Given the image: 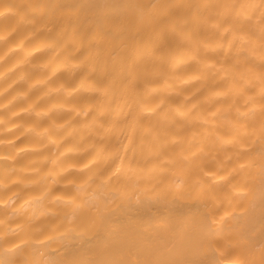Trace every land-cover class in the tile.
<instances>
[{"label": "bare ground", "instance_id": "6f19581e", "mask_svg": "<svg viewBox=\"0 0 264 264\" xmlns=\"http://www.w3.org/2000/svg\"><path fill=\"white\" fill-rule=\"evenodd\" d=\"M258 5L259 0H253L243 9L254 17L248 20L232 0H0V12L5 13L0 33L10 31L24 13L41 27L28 47L66 42L58 56L35 53L30 60L36 67L20 63L19 52L0 64V71L7 72L0 80V104L8 105L0 109V117L28 107L45 90L38 84L27 99L9 104L27 90L28 82L45 81L53 87L82 82L87 91L71 100L103 111L98 119L96 111L88 113L93 125L131 124L137 143L153 148L166 144V150L178 151L181 144L172 141L188 129H177L181 121L165 102H176L168 96L173 78L213 64L209 71L221 96L209 110L226 112L208 126L214 135L194 143L215 158L183 197L153 189L134 176L105 181L80 174L76 186L53 189L71 203L51 205L47 189L52 166L46 158L53 156L56 145L14 128L3 138H20L14 145L0 146V155L16 157L0 160V180L8 185L0 188V202H6L0 205V264H201L202 242L225 232L231 236L233 257L264 264V22L256 19ZM209 44L215 45L214 51H205ZM90 50L104 61L97 70L51 75L65 52L82 58ZM247 97L252 99L244 103ZM53 99L63 103L65 96L59 93ZM71 115L57 112L55 118L62 122ZM12 122L36 123L39 129L49 123L23 113ZM66 132L52 135L59 140ZM79 135L61 147L73 145ZM121 139L126 141V135ZM20 148L25 151L16 155ZM91 154H69L65 162Z\"/></svg>", "mask_w": 264, "mask_h": 264}, {"label": "clouds", "instance_id": "9594fccd", "mask_svg": "<svg viewBox=\"0 0 264 264\" xmlns=\"http://www.w3.org/2000/svg\"><path fill=\"white\" fill-rule=\"evenodd\" d=\"M252 2L253 0H232L233 5L241 9L240 14L245 15L248 20H253L254 17L250 12L245 14L243 9ZM258 7L260 12L256 19L264 22V0H259ZM4 15L5 13L0 12V19ZM23 29L28 30L24 31ZM39 31H41V27L35 19L24 13L19 14L16 25L10 31L0 33V64H3L14 53L19 52L23 57L20 63H28L31 67H36V65H31L30 60L35 53L48 51L55 57L64 52L66 47L64 41L37 42L35 46L28 47V43L35 39ZM223 35L222 32L221 39ZM81 46L84 45L78 44L76 51H79ZM214 50V44L205 46L207 52ZM101 63L104 61L95 51L90 50L82 58H77L75 52H65L63 63L54 68L51 75L55 76L60 70L74 73L81 68H86L91 72L97 70V66ZM18 66L19 64L14 67ZM209 68L214 69L215 65H206L200 71L173 78L168 96L176 102L171 103L167 99L165 102L170 103L171 110L176 113L181 121L176 125L177 129H188L184 136L172 141V143L181 144L178 151L166 150V144H160L153 148L145 145L143 141L137 143L134 136V126L131 124L126 128H117L114 123L107 126L103 123L93 125L92 121L87 119L88 113L96 111L98 119L104 114L103 111H98L95 105L80 106L73 104L71 98L76 93L82 90L87 91V89L82 82L73 85L69 81L59 82L54 87L45 81L28 82L27 90L14 96L8 102L9 104L16 100L27 99L29 93L38 84L45 85V90L35 101H31L28 107L19 112L12 111L6 118L0 117V146L14 145L15 140L20 138L19 136L15 139L3 138L14 128H23L21 135L33 133L41 139L47 138L48 143L56 145L53 156L46 158V162L50 160L52 166L48 173L52 180L47 189L51 205H56L57 202L71 203V200L56 195L53 189H68L76 186L75 176L80 174H88L89 178L100 176L105 181L114 176H134L139 180L148 181L153 189L163 188L178 197L189 195L197 181L205 174V166L210 162V159L215 158L210 157V154L205 152L203 147H193V145L202 137L214 135V129L209 131L208 126H214L218 119L226 115L224 109L209 110L210 106L221 96V91L216 88L215 81L211 79L212 73ZM6 75L7 72L0 71V80L4 79ZM20 79H25V77L22 76ZM193 84L198 86L190 88L189 86ZM228 91V89H224L223 94H228ZM59 93H63L65 96L63 103H58L53 99ZM0 95H3L2 91H0ZM261 95H264V90H262ZM250 99L252 97H247L244 103H248ZM41 101L47 103L43 107L37 108L36 105H39ZM6 107L8 105L0 104V109ZM261 108H264V105H261ZM57 112H69L72 115L61 122L55 118ZM22 113L35 117L36 121L48 119L47 128L39 129L36 123H13L14 118ZM78 117L80 118L79 122H75ZM63 129H67L66 134L57 140L52 133ZM97 129H102V132ZM76 132L80 133L76 138V143L62 148L61 145L64 140L69 139ZM121 134L126 135V141L121 139ZM90 136L98 137V140H89L88 137ZM24 151L25 149L20 148L16 155H20ZM87 153H92L87 159L65 162V157L69 154L83 157ZM15 158V156L0 155V160H14ZM101 174L104 175L101 176ZM6 187L8 185L0 180V188ZM0 205H6V202H0ZM50 211L54 214V210ZM231 246V236L227 232L219 237L213 234L201 244V264H248L247 260L233 257L230 254Z\"/></svg>", "mask_w": 264, "mask_h": 264}]
</instances>
